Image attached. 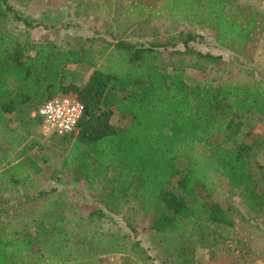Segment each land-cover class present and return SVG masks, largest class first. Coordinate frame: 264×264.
<instances>
[{"label":"trees","instance_id":"1","mask_svg":"<svg viewBox=\"0 0 264 264\" xmlns=\"http://www.w3.org/2000/svg\"><path fill=\"white\" fill-rule=\"evenodd\" d=\"M1 1L16 21L36 25L7 0ZM231 4L232 0H193L194 8L186 2L180 11L216 31L220 47L241 54L251 41L254 24L230 15ZM5 15L0 10V125L15 115L23 120V127L18 132L6 128L3 133V145L18 150L12 160L8 154L0 156V188L31 191L46 178L48 157L30 152L28 145L35 122L32 112L47 100L71 95L82 102L85 112L74 132L59 136L62 172L73 173L93 193L102 191L104 198L99 202L104 209L97 214L119 213L124 204L133 203L137 211L152 216L155 232L171 231L186 243L193 238L202 248L211 245L212 251L226 252L228 236L218 239L207 227L210 223L235 231L239 223L220 203L209 199L219 177L227 180L251 214L264 215V191L252 166L254 146L236 141L243 127L241 120L236 121L238 115L264 116L262 80L249 85H192L183 66L169 70L163 61L159 63L167 46L124 40L115 44L121 70L104 71L90 62L85 48L62 50L53 43L31 48L24 36L6 35L2 32ZM199 37L181 35L178 41L187 47ZM187 52L198 53L186 49L173 54ZM199 55L217 60L211 54ZM82 63L95 68L88 81L82 86L65 84L67 67ZM113 83L126 93L124 98L111 94ZM115 110L128 120L126 126L111 122ZM200 146L209 153L201 154ZM49 195L46 191L25 194L17 208L43 201L45 210L53 212L66 205L63 193L53 200H48ZM10 202L0 198V217L14 208ZM120 242L110 241L105 253L124 252ZM177 252L175 264H196L194 246L183 245ZM34 254L44 257L32 236L0 227V264H34Z\"/></svg>","mask_w":264,"mask_h":264},{"label":"rangeland","instance_id":"2","mask_svg":"<svg viewBox=\"0 0 264 264\" xmlns=\"http://www.w3.org/2000/svg\"><path fill=\"white\" fill-rule=\"evenodd\" d=\"M192 1L7 0L19 15L34 20L36 25L27 27L16 21L7 5L0 0V10L6 13L2 32L24 36V43L31 48L45 43H53L57 47L72 46L68 50L85 48L89 51L90 62L104 71L110 68L115 72L121 70L115 44L124 40L146 46L151 43L167 46L162 48L163 58L159 63L163 61L169 70L180 64L192 85L264 82V0H232L229 7L230 15L238 21L254 24L251 41L241 54L220 47L216 41L217 32L193 21V15L186 18L187 14L180 10L184 9L186 2L191 5ZM193 10H189V14H193ZM187 34L200 37L185 47L178 39ZM70 36H76L77 43ZM186 49L198 53L173 54ZM199 53L217 56V60L201 57ZM95 68L88 63L68 66L65 84L84 85ZM110 92L119 99L126 95L116 83L110 86ZM38 108L32 112L35 122L30 127L28 145L30 152L48 157L49 174L39 181L35 190L5 191L7 185L0 188V198L11 200L14 207L10 213L0 217V227L33 237L37 251L44 256L39 258L34 254V264H175L178 248L183 245L196 248V264H264V215L256 217L251 214L223 178L215 179L209 199L220 203L239 223L235 231L210 223L207 227L209 232L217 234L218 239L228 236L225 239L228 244L226 252L212 251L211 245L202 248L194 243L193 238L186 243L171 231L164 234L155 232L152 216L137 211L133 203L124 204L119 213L97 214V210L104 209L99 202L104 198L102 191L93 193L73 173L62 172V140L59 135L44 130L41 120L35 116ZM8 118V122L0 125V156L8 154L12 160L18 148L4 146L3 133L6 128L22 131L23 120L15 115ZM236 119L243 122L236 141L254 146L252 166L260 179V190L264 191V116L249 113L238 115ZM111 122L119 127L128 124V120L116 110ZM199 149L201 154L209 153L202 146ZM38 191L50 193L48 200L63 193L67 203L53 212L45 210L43 201L24 203L23 209L17 208L16 203L22 200V196H35ZM211 237L208 240L211 241ZM114 240H121L126 250L106 254V244Z\"/></svg>","mask_w":264,"mask_h":264},{"label":"built area","instance_id":"3","mask_svg":"<svg viewBox=\"0 0 264 264\" xmlns=\"http://www.w3.org/2000/svg\"><path fill=\"white\" fill-rule=\"evenodd\" d=\"M84 112L85 106L76 97L60 95L40 105L35 116L46 132L66 136L78 127Z\"/></svg>","mask_w":264,"mask_h":264},{"label":"crops","instance_id":"4","mask_svg":"<svg viewBox=\"0 0 264 264\" xmlns=\"http://www.w3.org/2000/svg\"><path fill=\"white\" fill-rule=\"evenodd\" d=\"M70 38L72 39V40H74V41H76V43H77V40L76 39H78L76 36H70ZM79 41V40H78ZM60 47V49H63V50H68L69 48H71L72 46H59Z\"/></svg>","mask_w":264,"mask_h":264}]
</instances>
